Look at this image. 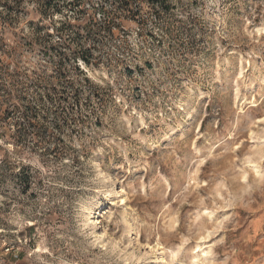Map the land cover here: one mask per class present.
<instances>
[{"label": "rangeland", "instance_id": "rangeland-1", "mask_svg": "<svg viewBox=\"0 0 264 264\" xmlns=\"http://www.w3.org/2000/svg\"><path fill=\"white\" fill-rule=\"evenodd\" d=\"M170 1L58 148L0 138V264H264V0Z\"/></svg>", "mask_w": 264, "mask_h": 264}, {"label": "trees", "instance_id": "trees-1", "mask_svg": "<svg viewBox=\"0 0 264 264\" xmlns=\"http://www.w3.org/2000/svg\"><path fill=\"white\" fill-rule=\"evenodd\" d=\"M152 7L161 14L173 6L170 0H0V138L19 151L58 148L65 118L82 113V92L88 90V100L99 95L81 66L109 75L141 69L131 66L127 45L119 56L107 46L135 26L147 36L146 11ZM143 65L152 67L147 59ZM49 115L51 123L42 124Z\"/></svg>", "mask_w": 264, "mask_h": 264}, {"label": "bare ground", "instance_id": "bare-ground-1", "mask_svg": "<svg viewBox=\"0 0 264 264\" xmlns=\"http://www.w3.org/2000/svg\"><path fill=\"white\" fill-rule=\"evenodd\" d=\"M203 252V251H202Z\"/></svg>", "mask_w": 264, "mask_h": 264}]
</instances>
